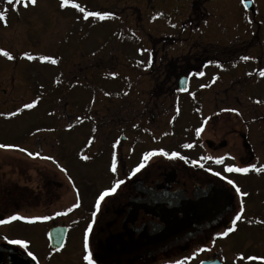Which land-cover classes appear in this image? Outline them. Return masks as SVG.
Returning a JSON list of instances; mask_svg holds the SVG:
<instances>
[{
    "label": "flooded vegetation",
    "instance_id": "1",
    "mask_svg": "<svg viewBox=\"0 0 264 264\" xmlns=\"http://www.w3.org/2000/svg\"><path fill=\"white\" fill-rule=\"evenodd\" d=\"M211 1L224 4L229 0ZM225 8L229 10L228 25L215 24L209 31L216 39L198 40L190 46L193 60H201L195 86L190 87V74L184 92L174 84L169 86L168 80H160L161 86L148 90L152 105L149 115L152 119L161 116L165 124L156 139L173 138L179 148L174 152L184 158L151 156L139 172L133 173L144 155L135 151L132 138L128 140L122 128L118 139L129 149H117L118 144L113 149L117 141L112 139L108 142L111 151L102 150L108 140L98 127L105 125L104 119L102 125L94 120L98 124L91 129L94 145L83 155L60 156L36 147L32 151L39 156L24 155L18 161L19 171L24 170L18 178L34 185L33 189L11 183L6 170L0 173L4 181H0V219L16 213L50 219L0 225V237L28 240L27 251L36 257L33 260L19 246L0 239V264H88L84 259L88 254L94 264H173L213 240L212 250L198 257L205 264H262L246 258L241 262L237 257L241 253L264 255V223H259L264 221V172L228 173L223 169L226 165H264V77L259 75L264 69V23H246L245 17L238 22L232 14L234 7ZM250 12L255 19L256 11ZM242 56L251 59L244 61ZM200 72L204 75H198ZM173 103L179 108V118L166 120L165 106ZM229 108L237 109L239 114L224 111ZM117 118L122 122L126 116L119 111ZM201 127L197 136L195 130ZM127 129L134 130L128 125ZM99 138L103 141L97 142ZM184 144L193 147L184 148ZM113 152L118 157L115 173L110 170ZM46 156L53 159L42 158ZM220 156H225L222 164L202 159ZM49 164L55 167L52 171L48 170ZM96 164L104 165L103 177L93 190L88 174ZM117 179L124 183L97 208L99 193ZM236 187L248 195L240 196ZM73 204L78 206L68 212ZM240 206L243 218L237 221L235 230L217 238V233L231 226ZM57 212L66 214L56 216Z\"/></svg>",
    "mask_w": 264,
    "mask_h": 264
},
{
    "label": "rangeland",
    "instance_id": "2",
    "mask_svg": "<svg viewBox=\"0 0 264 264\" xmlns=\"http://www.w3.org/2000/svg\"><path fill=\"white\" fill-rule=\"evenodd\" d=\"M191 1L70 0L68 6L61 8L60 0H37L34 6L25 8L21 4L13 10L12 5L0 0V9L6 8V24L0 21V49L14 57L8 60L0 55V113H3L0 115V144L18 146L0 149V173L6 170L11 183L33 189L34 185L18 178L24 171H19L18 161L27 155L19 148L33 152L38 147L60 156L87 153L95 140L88 126L93 121L88 113L90 109H94L93 118H97L99 124H104L101 119L105 120V125L98 127L104 130L108 140L102 147L104 151H111L108 142L112 139L119 142L117 149H129L126 143L120 144V128L126 131L128 140L136 137L134 149L142 155L152 151V147L154 151L163 149L169 155L179 151L173 138L156 139L165 124L161 116L150 117L152 105L148 90L161 86L160 80H168L169 86H174L178 76L193 75L200 70L201 60H193L190 46L202 39L214 41L209 33L211 25L229 23V10L225 7L234 6L232 14L238 22L246 17L238 0L224 4L198 0L197 7H203V11H195L194 17L188 18ZM254 1L263 13L260 20L264 23V0ZM72 3L111 15L104 20L93 17L84 20ZM208 13L206 23L199 27V21ZM24 53L36 59L28 60ZM45 55L52 56L57 63L53 65L39 59ZM160 76L165 78L160 79ZM195 83L193 75L190 87ZM34 99L37 104L33 108L23 107ZM165 108L169 110L167 118H179V108L174 105ZM119 111L126 116L122 122L117 120ZM139 111L140 114L133 115ZM12 112L17 114L9 115ZM68 124L73 127L69 129ZM127 125L134 130L127 129ZM100 141L103 139L97 140ZM95 157L97 155L90 161ZM98 164L90 168L88 174L89 187L93 190L99 187L103 177L104 165ZM54 168L51 165L48 170ZM0 181L4 182L1 175Z\"/></svg>",
    "mask_w": 264,
    "mask_h": 264
},
{
    "label": "snow or ice",
    "instance_id": "3",
    "mask_svg": "<svg viewBox=\"0 0 264 264\" xmlns=\"http://www.w3.org/2000/svg\"><path fill=\"white\" fill-rule=\"evenodd\" d=\"M243 2H244V0H242V3ZM4 3H6L8 5H12L13 10H16L17 6L21 5V4L25 8H27L29 5H33L34 6L37 3V0H4ZM69 3H70V0H60L59 7L64 8V7L68 6ZM71 6L73 8H75V9H78V11L83 14V19L84 20H88L89 17L97 18L99 20H104V19H106L107 17H109L111 15V13H109V12H98V11L86 10L84 7H82L80 4H77V3H72ZM0 21L5 22V24H6V8L5 9H0ZM0 55H3L8 60L14 59V57L8 51H5L3 49H0ZM24 56L28 60L36 59V57H34L32 55H29L28 53H24ZM39 59L43 60V61H50L53 65H55L57 63V60L52 58V56H49V55L41 56V57H39ZM240 59L244 60V61H247V60H250L251 57L242 56ZM198 75L203 76L204 73L200 72V73H198ZM249 75H251V73H249ZM259 75L261 77H264V69L260 70ZM207 86L208 85H201V87H207ZM260 102L261 101H259V100L256 101V103H260ZM36 104H37V100L34 99L31 102H29V103H25L23 105V107L25 109H31ZM224 111L237 112V114H239L238 110L234 109V108L224 109ZM16 114H17L16 112L9 113V115H12V116H15ZM0 115H3V113H0ZM77 121H80L79 117H77ZM67 127L69 129H71L73 127V125L72 124H68ZM134 127H135V125H134ZM201 131H202V127L201 128H197L195 130L196 135L199 136ZM118 143H119L118 141L116 143H113V145H112L113 149H115L117 147ZM14 147L18 148V146L11 145V144H0V149H11V148H14ZM182 147L191 148V147H193V145L192 144H184ZM19 151L27 152V155L30 156V157L39 156L40 155L39 153L29 152V151H27L24 148H19ZM155 155L169 156V153L165 152L163 149H160L159 151H150V152L144 153L143 159L141 160V162L138 164V166L136 168L132 169V172L133 173L139 172L140 169L144 167V165L147 162L148 158L151 157V156H155ZM176 157H180L181 159L184 158V157H181L179 152H171L170 158H176ZM42 158L46 159V160H52L53 159V157H51V156H46V157H42ZM227 158L228 159H234V157H231V156H228ZM82 159L87 160L88 157L87 156H83ZM117 159H118V157H117L116 153L113 152L112 156H111V163H110V170L113 173L117 172ZM202 159H204V160H213L214 159V162L216 164H222L223 161L225 160V156H220V157H216V158H213V157H202ZM193 163L194 164H198L199 162L198 161H193ZM200 166L203 167V165H200ZM61 170L63 171L64 169H61ZM209 171H211V169H209ZM223 171L224 172H228V173H232V172L248 173L249 171H255V172L259 173V172H264V165H262L260 167H257L256 164H249L246 167H237L235 165H226L224 167ZM215 175L220 176L221 173L220 172H216ZM123 183H124L123 180L117 179L115 181V183L112 184L111 187H109V188L105 189L104 191L100 192L99 195H98V198L96 200V207L99 208L100 202L103 201L105 199V197L109 196L110 193L115 192L116 189ZM228 183L229 184H233V181L232 180H228ZM234 187H235V185H234ZM236 192L239 193L240 196L248 195L247 193L242 192L239 187H236ZM77 206H78V204H73L72 207L69 208L67 211L71 212L72 209L77 207ZM243 211H244L243 207L240 206V210L236 212L235 218L232 219V221H231V226L227 227V229L225 231L217 233L216 234L217 238H219V237H227L229 235V233H232L235 230V226H236L237 221H239V220H241L243 218ZM65 214L66 213H62V212L55 213L56 216L65 215ZM49 219H50L49 216L26 217V216H23V215H20V214L16 213V214L9 215L6 219H0V225H7V224H9L11 222H14V221H27L29 223H32V222L40 221V220L47 221ZM249 222H251V221H249ZM259 223H264V221H259ZM0 239L6 240L8 244L19 246L20 249H23V250L26 251V254L29 257H32L33 260L36 259V257L33 255V253L31 251H27V249L29 247V241L28 240H26V239H8L7 237H0ZM214 244H215V240H213L210 245L197 247L190 253V255L185 256L183 259L174 261L173 264H189V261H197V264H205V260L204 259H198V257L200 256L201 253L210 252L212 250V246ZM85 248H87V242L85 243ZM245 258L247 260H249V261H261L262 264H264V255H247L245 253H241L237 257V259H239L241 262ZM84 259L88 261V264H94V260L92 259L91 254L85 255Z\"/></svg>",
    "mask_w": 264,
    "mask_h": 264
},
{
    "label": "water",
    "instance_id": "4",
    "mask_svg": "<svg viewBox=\"0 0 264 264\" xmlns=\"http://www.w3.org/2000/svg\"><path fill=\"white\" fill-rule=\"evenodd\" d=\"M244 6L246 9H249L252 5H251V2L249 0H244L243 2ZM187 78H184V77H181L179 80H178V83H179V87L181 90H184L186 89L187 87Z\"/></svg>",
    "mask_w": 264,
    "mask_h": 264
},
{
    "label": "trees",
    "instance_id": "5",
    "mask_svg": "<svg viewBox=\"0 0 264 264\" xmlns=\"http://www.w3.org/2000/svg\"><path fill=\"white\" fill-rule=\"evenodd\" d=\"M191 14H193V13H191Z\"/></svg>",
    "mask_w": 264,
    "mask_h": 264
}]
</instances>
